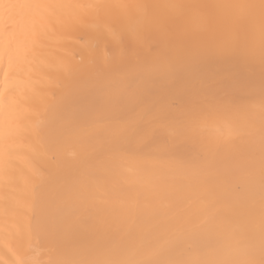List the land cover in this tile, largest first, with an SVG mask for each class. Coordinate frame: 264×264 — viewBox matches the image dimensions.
<instances>
[{
	"label": "bare ground",
	"instance_id": "1",
	"mask_svg": "<svg viewBox=\"0 0 264 264\" xmlns=\"http://www.w3.org/2000/svg\"><path fill=\"white\" fill-rule=\"evenodd\" d=\"M0 4V264H264V0Z\"/></svg>",
	"mask_w": 264,
	"mask_h": 264
},
{
	"label": "snow or ice",
	"instance_id": "2",
	"mask_svg": "<svg viewBox=\"0 0 264 264\" xmlns=\"http://www.w3.org/2000/svg\"><path fill=\"white\" fill-rule=\"evenodd\" d=\"M12 7H14V6L13 5L0 4V8L10 9Z\"/></svg>",
	"mask_w": 264,
	"mask_h": 264
}]
</instances>
